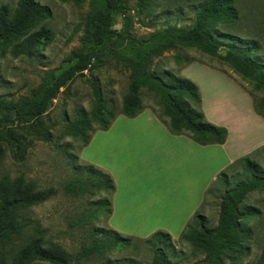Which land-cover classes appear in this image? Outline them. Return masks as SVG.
<instances>
[{"label": "trees", "instance_id": "obj_1", "mask_svg": "<svg viewBox=\"0 0 264 264\" xmlns=\"http://www.w3.org/2000/svg\"><path fill=\"white\" fill-rule=\"evenodd\" d=\"M63 3L82 0H60ZM99 13L86 19L83 46L73 58L72 64L60 69L45 70L41 84L27 97L19 101L9 100L0 94V159L6 147L16 163L26 161L28 151L35 141L52 142L51 129L45 125L44 116L52 107L59 93L68 88L77 78L85 77L102 65L101 56L108 52L117 64L130 71V83L118 115L136 117L146 107L141 94L143 90L154 93L163 105L157 117L175 135H187L200 145L224 144L229 131L225 126L210 122L201 108L199 86L191 79L171 73L159 74L151 70L154 59L176 48H196L201 52L229 64L244 78L264 89V37L253 36L247 28L244 33L234 27L242 20V12L236 0H205L199 5L195 22L189 28L169 25L147 37H137L131 31L126 0H91ZM144 2V5H147ZM257 5H262L260 1ZM119 15L124 16L122 30H117ZM52 18L51 8L36 0H18L15 12L4 4L0 7V57L15 41L14 55L32 57L53 38V32L42 23ZM95 96V108L88 117L82 115L65 128V134L83 138L86 147L91 138L86 131L98 124L96 130H108L117 114L107 107L103 91L96 81H91ZM255 112L264 118V97L254 100ZM106 116L109 118L106 119ZM93 130V129H91ZM95 130V131H96ZM67 152L69 146L65 145ZM264 149V146H263ZM237 165L243 167L238 181L230 188V171ZM78 182L70 183L67 190L72 195L88 192L91 188L106 191L110 197L98 205H106L107 217L112 214L111 197L116 186L112 176L87 163L86 169L76 166ZM84 173L86 175H84ZM217 179L226 188L221 204L218 223L214 228L205 226L204 215L199 209L180 236L205 253V264H226L228 256H238L246 249L250 231L242 216L256 215L258 209L244 205L248 194L264 188V172L250 155L236 160L219 173ZM209 191H207L208 193ZM57 194L54 188L38 189L34 182L23 177L10 179L0 177V264H70L72 257L59 245L45 241L39 224L28 231L32 221L21 219L20 211L40 205ZM192 222L201 224L200 230ZM190 233H188V230ZM93 244L83 246L77 254L82 260L92 254H102L121 244L130 243L132 237L109 228L91 232ZM152 242L153 258L150 264H173L168 251L173 249L174 239L169 232L156 231L146 240ZM257 264H264V250Z\"/></svg>", "mask_w": 264, "mask_h": 264}, {"label": "rangeland", "instance_id": "obj_2", "mask_svg": "<svg viewBox=\"0 0 264 264\" xmlns=\"http://www.w3.org/2000/svg\"><path fill=\"white\" fill-rule=\"evenodd\" d=\"M36 1L51 8L52 18L42 24L52 30L53 38L32 57L14 55L13 47L22 39L12 43L6 54L0 57V94L14 102L29 96L33 89L39 87L45 70H60L74 62L70 59L82 49L86 19L99 13L91 0L78 3H63L60 0ZM203 1L205 0H126L127 15L131 20L130 29L134 35L142 38L169 25L189 28L194 24L199 5ZM260 1L263 6L257 5ZM144 2L148 4L144 5ZM236 2L242 12V20L238 29L231 28L235 32L244 33L250 27L254 31L253 36L264 37V0ZM4 4L9 6L10 11L15 12L18 0H0V7ZM123 25L124 16L119 15L115 28L122 30ZM101 60L102 65L86 73L85 77L77 78L68 88L62 90L44 116L45 125L51 129L53 135L52 142L35 141L23 163H16L5 147L0 159V177L9 176L12 180L23 177L27 182L36 183L38 189L57 190V194L44 203L21 210L20 218L32 221L28 231H34V226L39 224L45 241L61 246L72 257L70 264H150L153 247L152 242L146 241L148 237L125 234L122 235L132 237L130 243L121 244L102 254H92L82 260L76 258L83 246L93 244V230L112 228L108 223L107 206L98 205L103 199L110 197L106 191L90 188L88 192L72 195L67 190L70 183L78 182L79 175L74 167L79 166L85 170L89 163L82 159L83 138L65 134L67 119L74 122L82 115L89 117L92 114L96 102L91 81H96L100 86L108 109L117 116L128 91L130 71L118 65L111 53H104ZM151 70L159 74L171 73L187 77L194 81L199 86L201 108L206 118L214 124L231 128V152L228 151L226 161L231 154L239 156L237 151L232 150L238 148V144L245 143L243 148L251 144L244 149L241 157L250 155L264 172V127L261 126L264 122L256 123L253 112L254 100L264 97V89H258L254 82L244 78L229 64L196 48H176L168 51L162 57L154 59ZM141 98L147 109L155 114L162 113L163 105L154 93L143 90ZM97 127L98 124L93 122V126L86 131L87 136L92 137L99 131L96 130ZM252 132L253 135L249 137ZM65 145L69 146L67 152L63 148ZM237 150L240 152L241 149ZM86 155L88 156V150ZM242 169L241 165H237L230 171V188L237 183V174ZM225 189L219 179L208 189L200 210L204 215L205 226L214 228L217 225ZM243 204L258 209L259 213L242 216L247 230L250 231L245 243L246 249L236 257L228 256L226 264H257L264 250V188L248 194ZM192 227L198 231L201 224L192 222ZM191 230L192 228L188 233ZM172 237L174 246L168 254L173 264H205V253L194 247L190 241L180 240V236Z\"/></svg>", "mask_w": 264, "mask_h": 264}, {"label": "crops", "instance_id": "obj_3", "mask_svg": "<svg viewBox=\"0 0 264 264\" xmlns=\"http://www.w3.org/2000/svg\"><path fill=\"white\" fill-rule=\"evenodd\" d=\"M253 112L256 123L264 122ZM228 131L224 144L200 145L187 135L172 134L147 108L136 117L119 114L108 130L96 131L81 154L115 182L109 226L141 238L159 230L181 236L219 173L251 146L238 144L232 150L239 156L231 154L226 161L231 152Z\"/></svg>", "mask_w": 264, "mask_h": 264}]
</instances>
